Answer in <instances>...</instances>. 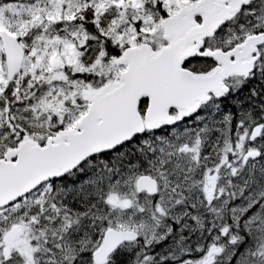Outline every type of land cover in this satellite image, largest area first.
Here are the masks:
<instances>
[{
  "label": "snow or ice",
  "instance_id": "obj_1",
  "mask_svg": "<svg viewBox=\"0 0 264 264\" xmlns=\"http://www.w3.org/2000/svg\"><path fill=\"white\" fill-rule=\"evenodd\" d=\"M0 264H264V0H0Z\"/></svg>",
  "mask_w": 264,
  "mask_h": 264
}]
</instances>
